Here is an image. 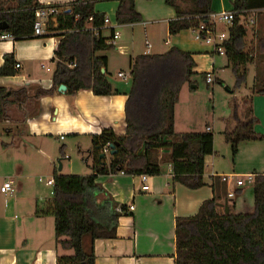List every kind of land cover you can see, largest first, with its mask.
Masks as SVG:
<instances>
[{"label":"trees","instance_id":"trees-1","mask_svg":"<svg viewBox=\"0 0 264 264\" xmlns=\"http://www.w3.org/2000/svg\"><path fill=\"white\" fill-rule=\"evenodd\" d=\"M15 1V8L0 10V21L7 23L4 31L14 39L33 36L39 9L59 8L41 5L38 0ZM165 3L176 13V18L169 22L171 34L207 22L204 15L213 12L212 0H165ZM93 4L94 0H72L66 8L50 16L56 18L57 25L53 28L48 22L47 30L60 32L53 57V87L38 89L35 98L52 94L59 84L67 87V95L79 91H91L94 95L117 92L106 79V56L96 54L113 45L106 44L110 37L101 35L105 16L94 12ZM232 10L234 18L227 27L224 57L240 85L245 82L248 66L255 62L254 54L246 50L244 23L247 17L264 10V0H233ZM140 21L142 17L136 10L135 0H118L116 23ZM256 46L257 53L264 54V38H259ZM72 63L74 66H70ZM194 66L192 54L177 46L159 54L135 55L130 63L129 90L124 104V134L118 136L112 129L103 128L92 136L91 174L63 175L58 173V167L54 169L53 194L46 211L54 218L56 242L72 250L69 255H59L57 264H94L93 241L116 237L118 218L126 212V207L116 210L117 204L110 197L103 204L97 201L94 192L99 191L95 181L98 174L123 172L154 176L161 173V164L169 163L173 181L189 189L204 185L205 157L214 152L213 135L207 130L185 133L174 130V106L182 86L190 83ZM16 72L13 54H4L0 76H12ZM259 92L264 93V88ZM12 94L0 87V121L6 116V105ZM233 119V127L222 132L233 154L240 142H264V133L254 132L253 120L241 119L236 107ZM110 143H117L116 152L107 166L99 155ZM164 148L169 149L168 153L159 156ZM253 174L252 205L248 212L236 213L235 202L227 193L228 213L217 205L218 198L212 197L201 203L196 214L175 218L174 264H264V173ZM242 191L237 190L236 195ZM84 236L91 239L88 252L83 249Z\"/></svg>","mask_w":264,"mask_h":264},{"label":"crops","instance_id":"crops-1","mask_svg":"<svg viewBox=\"0 0 264 264\" xmlns=\"http://www.w3.org/2000/svg\"><path fill=\"white\" fill-rule=\"evenodd\" d=\"M232 1L212 0V11L230 10ZM38 2L41 5H57L59 7L57 10L60 11L66 8L72 0H38ZM117 6L118 0H94L93 4L94 12L103 14L110 21V24L102 27V36L108 38L113 30L120 27L132 32L131 48L120 43L113 52L107 53L104 49L96 53L98 56H106V79L110 83L108 75L113 59L118 58V62L121 59L125 61L119 66L116 76L126 81L127 74L123 71V67L128 66L130 72L131 59L135 55L159 54L171 46H177L190 52L195 63L198 62V67L210 63L214 66L215 56L211 53L210 47L200 46V42L188 38L190 30L194 33L193 28L175 34L170 33L169 22L176 18V13L171 6L165 3V0H135L136 10L142 17V21L137 23H116ZM15 7V0H0V10L6 11ZM48 22L53 28L57 25L55 17L45 19L42 24L44 32L42 36L33 35L27 39L0 41V66L3 63L4 54L8 53L13 54L15 65H19L15 66L17 71L15 75L0 76V87H4L7 92L14 93L9 96L5 109L6 116L0 123L6 124L4 130L9 134L13 132L10 130L12 125H25L29 129V133L26 132V134L35 137L49 132L58 134L60 140H64V136L70 134L78 139L90 137L91 147L87 149V153L93 159L87 170L80 174L89 175L92 173L91 166L94 163L92 136L99 134L103 128L112 129L118 136L125 132L124 104L128 89L111 84L117 91L115 94L94 95L91 91H79L75 95H67V87L65 91H58L59 84L52 94L41 96L39 99L35 98L38 89L49 90L53 87L52 75L55 68L53 57L60 40V32L48 31ZM216 28L224 30L226 26L218 23ZM137 30L143 34V44H138L136 40ZM94 32L97 31L94 30ZM213 69L212 67L206 68L205 72H213ZM120 72L126 75V79L118 76ZM68 97H71V101ZM181 103H189L188 108L182 109ZM192 105L193 98L184 84L174 106L176 133L204 131L189 128L194 120L190 113ZM233 125L234 123L230 127ZM178 126L182 128L178 130ZM204 129L211 131L207 124ZM60 136L63 138L61 139ZM20 143L19 138L11 142L13 148H19ZM12 146L3 141L0 143L2 151ZM31 147L35 148V145L31 144ZM64 147H66L65 144L61 146V151ZM37 150L39 151V148ZM168 151V148H164L159 152V156ZM99 159L105 162V157ZM109 163L110 160L106 165L109 166ZM16 167L18 170H11V174L1 180L0 186L5 180L13 181V184L16 183L18 194H21L20 199H15L14 195L13 200L15 201L13 202L26 200L31 203L28 202V205L21 206L17 210L14 205L0 207V264H57L59 255H69L72 250L64 249L56 242L54 218L50 212L46 211L49 208L50 198L43 200L40 196L36 198L31 195V189L24 187V183L15 182L13 179L23 178L20 174L21 165L16 164ZM61 169H63V164H61ZM161 169L159 175H146L144 182L140 175L121 172L97 175L95 181L99 191L94 192L97 201L103 204L105 199L110 197L117 204L116 210L120 206H125L126 212L118 218L115 238L93 241L94 264H174L175 218L196 214L199 206L206 199L217 197L219 203L227 200L226 195L221 198L217 195L220 185L215 177L226 183L227 190L233 191L235 195L237 190L242 189V186L235 185L231 177H228L226 181L221 180V175L234 174L233 172L216 174L217 172L211 169V172L203 173L204 185L202 187L189 189L173 181L169 163L161 164ZM53 172L54 170L50 172V177L53 176ZM143 184L148 185V190H142ZM128 205H132L133 209L130 210ZM86 237L88 236L83 237L82 242L83 249L88 252L91 239L89 237L86 239Z\"/></svg>","mask_w":264,"mask_h":264},{"label":"rangeland","instance_id":"rangeland-1","mask_svg":"<svg viewBox=\"0 0 264 264\" xmlns=\"http://www.w3.org/2000/svg\"><path fill=\"white\" fill-rule=\"evenodd\" d=\"M250 18V16L249 19L247 17L245 23L243 21L247 29L246 50L254 54L255 62L248 66L245 82L238 85L231 68L226 66L225 57L214 54V66L210 63L198 67L199 64L196 62L194 66L195 73L190 78V83H185L187 91L191 93L193 98V108L190 113L193 115L194 120L189 128L205 131L204 128L207 124L210 126V133L213 135L214 152L205 159V173L211 172V169L216 171V174L233 172L235 175L240 176L254 171L264 173L263 141L240 142L237 151L233 154L230 145L225 142L222 134L227 127L234 123L235 107L241 119L253 120L254 132L264 133V93L259 92L260 89L264 88V54L257 53L256 46L258 39L264 38V10L255 13L252 18L254 20L253 24L248 22ZM116 31L120 32V37L115 41L113 47L106 49L107 53L113 52L120 43L131 48L132 32L123 27L117 28ZM136 33L138 44H143V34H140L138 30ZM193 37L194 33L190 30L188 38L194 41ZM200 46L205 45L200 43ZM118 61V58L113 59L108 78L111 80L112 85L116 84L129 90V67H123V71L127 74V80L122 81L116 76V72L125 61L123 59L120 62ZM211 67L214 68L213 77L216 79L211 84H207L205 82V70ZM192 85L196 87L190 88ZM68 99L71 101V97H68ZM187 104L189 105V103H181L180 105L183 109L188 108ZM178 120L180 122L179 113ZM5 127V123H0V143L3 141L12 146L11 142L17 138L21 140V143L19 148H13L12 146L8 150L2 151L0 149V182L11 174V170L17 169L16 164H20L22 169L20 174L23 175V178L13 180L24 183V187L31 189V195L36 198L40 196L43 200L52 197V188L46 186L44 182H38V178L46 179V177H50V172L57 168L59 163L63 164V169L59 173L63 175H80L87 170L93 159L87 153V149L91 147L90 137H80L78 139L70 134L65 135L64 140H60L58 134L50 132L35 137L26 134V132L29 133V129L25 125H12L10 130L13 132L9 134L5 133ZM181 128L177 127L178 130ZM31 144L35 145V148H32ZM63 144L66 147L61 151ZM37 148H39V151ZM110 157V154H105L106 163L109 162ZM215 180L220 185L217 195L220 198L224 195L227 196L226 183L221 182L217 177H215ZM15 184L14 187L17 188ZM241 188L243 190L241 194L228 197L235 202L236 207H234V210L236 213L248 212L252 205L250 184L245 182ZM14 195L15 199H20L21 194H18L17 190ZM14 195L13 198L12 196L0 195V207L14 205L15 210H17L21 206L25 207L28 202L31 203V201L26 200L13 202L15 201L13 200ZM86 239L89 238L86 237Z\"/></svg>","mask_w":264,"mask_h":264},{"label":"built area","instance_id":"built-area-1","mask_svg":"<svg viewBox=\"0 0 264 264\" xmlns=\"http://www.w3.org/2000/svg\"><path fill=\"white\" fill-rule=\"evenodd\" d=\"M59 11L57 10L56 7L50 6L48 8L44 9H39L36 15V19L33 23V35L35 36H42L43 35V29H42V24L45 19L50 17L51 15L57 14ZM207 18V22H201L199 23L194 29V40L200 43H203L204 45L210 47V51L213 54H218L220 56H224V41L227 39L228 33H227V27L231 25L233 18H234V11L232 9L230 10H221V11H213L210 12L206 15H204ZM253 17L250 18L248 21L250 24L254 23V20L252 19ZM91 20V17L89 18ZM223 24L226 26V29L220 30L216 28L217 24ZM110 24L109 18L105 17L104 18V25ZM102 26V27H103ZM115 27V25H114ZM119 32L116 30L112 31V35L110 38L106 41V44H111L114 45L115 41L119 38ZM14 37L8 33L5 32L4 30L0 31V41H6V40H12ZM71 65H74L72 63ZM16 67L19 65L16 64ZM118 76L122 77L123 79H126V75L122 72L118 73ZM215 79L213 77V72L208 71L205 74V82L207 84H211L214 82ZM207 130H210L207 128ZM62 139L63 136H60ZM109 146L108 144L102 149V151L105 154H109ZM123 173V172H121ZM142 182L146 179V175H140ZM228 177H231L230 179H233L235 182L236 186H243L244 183H252L254 180V174L253 173H248L245 175H235V174H230V175H221V180L226 181ZM39 182H44L46 186H49L52 188L51 193H53V187H54V180L53 177H49L47 179H43L42 177L38 178ZM142 190H148V185L143 184L141 186ZM16 191V188L14 187L13 181L11 180H5L1 186H0V193H2L5 197L6 196H13ZM234 193L233 191H230L228 193V197H233ZM128 208L130 210L133 209L132 205H128ZM118 211L121 210L120 207L117 208Z\"/></svg>","mask_w":264,"mask_h":264},{"label":"water","instance_id":"water-1","mask_svg":"<svg viewBox=\"0 0 264 264\" xmlns=\"http://www.w3.org/2000/svg\"><path fill=\"white\" fill-rule=\"evenodd\" d=\"M67 11H69V9ZM5 29H7V23L5 21H0V31L1 30H5ZM101 71L104 72V69H101ZM192 87L195 88L196 86L195 85H192ZM65 90H66V86L64 84H60L58 86V91H65ZM116 144L117 143H110V144H108L109 149H110L109 150V154L110 155H113L116 152V149H115ZM104 157H105V153L102 151L100 153V155H99V158H104ZM58 170H61V164L60 163L58 165ZM217 205L219 207H224L225 213H228L229 210H228L227 200H224L223 203L217 202Z\"/></svg>","mask_w":264,"mask_h":264}]
</instances>
